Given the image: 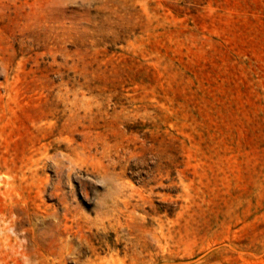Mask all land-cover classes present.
<instances>
[{
	"label": "rangeland",
	"instance_id": "rangeland-1",
	"mask_svg": "<svg viewBox=\"0 0 264 264\" xmlns=\"http://www.w3.org/2000/svg\"><path fill=\"white\" fill-rule=\"evenodd\" d=\"M0 264H264V0H0Z\"/></svg>",
	"mask_w": 264,
	"mask_h": 264
}]
</instances>
